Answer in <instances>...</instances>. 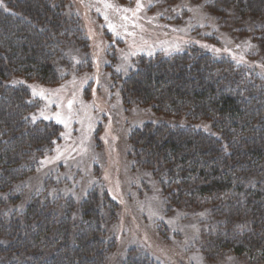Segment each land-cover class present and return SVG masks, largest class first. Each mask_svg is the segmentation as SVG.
I'll list each match as a JSON object with an SVG mask.
<instances>
[{"label":"trees","instance_id":"1","mask_svg":"<svg viewBox=\"0 0 264 264\" xmlns=\"http://www.w3.org/2000/svg\"><path fill=\"white\" fill-rule=\"evenodd\" d=\"M225 1L239 17L264 22V0ZM64 3L13 0L0 8V103L7 99L10 107L0 113V264H104L113 249L95 193L78 214L71 200L41 194L19 215L4 210L3 197L60 137L56 125L30 123L29 90L8 83L14 77L44 85L60 80L64 32L73 25L63 18ZM259 35L264 50V29ZM246 65L191 50L143 60L121 90L127 103L161 117L131 133L133 161L157 177L170 207L205 208L218 223L205 236V258L232 254L264 264V87ZM202 122L210 133L195 126ZM125 264L154 262L133 252Z\"/></svg>","mask_w":264,"mask_h":264},{"label":"rangeland","instance_id":"2","mask_svg":"<svg viewBox=\"0 0 264 264\" xmlns=\"http://www.w3.org/2000/svg\"><path fill=\"white\" fill-rule=\"evenodd\" d=\"M10 1L0 0V8ZM64 1L63 18L73 25L64 32L60 80L44 85L14 77L8 83L29 90L35 106L30 123L56 125L60 137L3 197L5 212L23 213L40 194L50 201L71 200L77 211L95 193L102 229L113 244L104 264H125L133 252L154 264H251L232 254L207 260L202 248L218 226L213 215L205 208L170 207L157 177L133 161L131 133L161 117L127 103L121 85L143 60L195 50L248 64L264 87V50L258 44L264 22L239 17L225 0H139V11L137 0ZM34 90L43 96H34ZM3 101L0 113L9 114ZM195 126L210 133L206 122ZM77 214L72 222L79 221Z\"/></svg>","mask_w":264,"mask_h":264},{"label":"snow or ice","instance_id":"3","mask_svg":"<svg viewBox=\"0 0 264 264\" xmlns=\"http://www.w3.org/2000/svg\"><path fill=\"white\" fill-rule=\"evenodd\" d=\"M111 6H112V5H106V7H111ZM142 7H143V5L140 4L139 0H137V8H136V11H139ZM124 11L127 12V11H129V9H124ZM106 19H107V17H106ZM125 19H127V17H125ZM109 26L111 27V25H109ZM217 51H218V50H217ZM33 95H34V96H35V95L43 96V92L37 94V93L35 92V90H34V91H33ZM71 106H72V101H69V102H68V107H69V109H71ZM41 115H43V112L41 113ZM44 118H45V119H49V117H47V116H45ZM33 119H35V118H33ZM56 119H57V121H58L59 123H65L64 120L60 119V114H59V113L56 114ZM65 126H67L66 123H65Z\"/></svg>","mask_w":264,"mask_h":264}]
</instances>
